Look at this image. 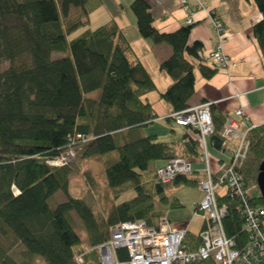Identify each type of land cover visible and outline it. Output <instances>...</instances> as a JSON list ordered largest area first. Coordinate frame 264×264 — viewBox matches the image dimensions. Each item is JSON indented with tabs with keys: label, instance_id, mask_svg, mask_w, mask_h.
Masks as SVG:
<instances>
[{
	"label": "trees",
	"instance_id": "16d2710c",
	"mask_svg": "<svg viewBox=\"0 0 264 264\" xmlns=\"http://www.w3.org/2000/svg\"><path fill=\"white\" fill-rule=\"evenodd\" d=\"M253 1L264 17V0ZM102 6V0H0V64L3 60L10 63L0 72V222L28 253L44 257L48 264H78L79 255L83 264H101L96 246L109 240L111 227L117 223L138 219L157 227L166 218L165 207L183 206L165 193L164 184L156 182L157 166L178 156L194 159L200 155V140L193 135L197 131L188 126L175 141L159 140L155 134L121 146L115 142L123 130L154 123L157 115L146 95L158 86L114 20L96 29L88 27L69 40L88 26L90 15ZM130 9L145 39L171 46L173 55L160 68L173 83L159 97L174 112L186 110L196 85L192 60L200 63L205 78L215 74L203 65L202 43L189 45L192 25L160 32L145 0H133ZM253 35L264 57V19L253 27ZM55 52L65 56L52 59ZM99 91L95 98L94 92ZM227 118L219 125L214 122L211 142L215 148L220 147L218 133ZM80 134L91 140L81 145ZM248 136L251 147L243 173L246 183L256 184L257 189L264 161V125L252 127ZM72 145L81 146L83 157L119 152V159L106 168L111 196L114 200L128 192L136 196L113 205L106 230L99 228L84 198L70 194L69 165L48 164ZM179 180L198 185L186 177L175 179ZM61 190L68 199L50 208L51 196ZM252 200L264 205L261 194ZM220 201L229 205L224 223L226 233L233 236L244 224L240 202L228 197ZM73 211L89 231V249L76 248L82 240ZM185 243L197 247L198 236L189 232ZM118 256L127 259V251L119 249ZM1 263L19 264L7 254Z\"/></svg>",
	"mask_w": 264,
	"mask_h": 264
},
{
	"label": "built area",
	"instance_id": "2783aa9c",
	"mask_svg": "<svg viewBox=\"0 0 264 264\" xmlns=\"http://www.w3.org/2000/svg\"><path fill=\"white\" fill-rule=\"evenodd\" d=\"M179 2L188 11V25L193 24L196 10L211 12L205 0H198L192 5L188 0ZM212 19L219 43L208 55H204L202 50L199 55L211 58L218 67L227 69L231 61L223 51L226 28L217 17ZM213 104L212 101L202 102L170 115L178 125L197 131L200 140L197 159L202 162L203 168L196 170L193 160L178 156L155 170L156 182L164 185L181 176L189 178L200 171L205 175L198 183L204 196L194 204L195 215L203 218L202 229L195 233L199 239L198 246L190 248L185 243L190 232L189 222L172 224L167 218H162L155 227L143 220H127L111 227L109 240L96 246L101 264H199L204 261H212L213 264H264V205L253 202L249 192L256 188V184H247L243 173L251 147L248 134L255 125L248 123L249 115L242 107L235 110L240 120L232 116L227 118L218 133L222 141L217 149L223 157H220L214 169L209 148L210 138L215 133L211 113ZM77 137L81 139V145L91 140L82 134ZM186 139L189 140L188 137ZM79 148V145L66 148L59 156L49 159L48 164H68ZM227 197L239 200V211L244 222L241 230L233 236L226 233L224 223L229 214V205L220 201ZM119 249L127 251V259L119 258ZM76 262L83 264V255L77 256Z\"/></svg>",
	"mask_w": 264,
	"mask_h": 264
},
{
	"label": "crops",
	"instance_id": "0c3cea01",
	"mask_svg": "<svg viewBox=\"0 0 264 264\" xmlns=\"http://www.w3.org/2000/svg\"><path fill=\"white\" fill-rule=\"evenodd\" d=\"M132 1L116 0V5L113 4L114 9L111 10L110 4L102 0L103 6L93 12L89 19L93 20V17L96 16V18H104L107 21L114 20L119 24L133 46L136 55L145 65L149 76L154 79L156 86H158L157 91L146 95L157 115L154 122H157L175 113L166 102L161 104L162 100L159 97V92H164L173 83L172 78L160 68L162 61L173 55L172 48L166 43H153L152 40L145 39L139 33L134 13L131 16L130 12L126 11V7L130 8ZM145 1L150 5L149 11H151L160 32H172L183 25H188L186 21L189 15L188 11L180 6L179 0ZM188 1L191 5L198 2V0ZM205 5L211 12L203 9L193 13L194 22L188 38L189 45L192 46L197 41L201 42L202 52L204 55H208L209 51L219 43L217 30H215L212 19V17H217L226 28L223 51L229 57L231 65L227 69L218 67L213 59L205 57L203 65H208L215 70L213 76L205 78L201 73L200 63L197 60H192L195 66L196 85L194 96L189 101V105L212 101L214 104L211 113L215 125H219L229 116L239 119L235 115V110L242 107L245 113L249 115L248 123L250 125L262 126L264 125V57L258 41L253 35V27L261 22L264 17L253 0H205ZM178 126L184 129L182 136L187 129ZM144 127L126 129L119 133L125 132L127 136L125 139L128 141L147 136L146 132L142 130ZM193 135L198 137L195 133ZM209 148H211L212 167L215 169L221 159L220 157L223 156L213 146L211 138ZM191 160L194 162V168L199 164L201 165L200 169L203 168L199 159ZM188 222L191 226L193 222L197 223L196 231H191L190 226V233L195 234L202 229L203 218L195 215V213Z\"/></svg>",
	"mask_w": 264,
	"mask_h": 264
},
{
	"label": "rangeland",
	"instance_id": "374dc122",
	"mask_svg": "<svg viewBox=\"0 0 264 264\" xmlns=\"http://www.w3.org/2000/svg\"><path fill=\"white\" fill-rule=\"evenodd\" d=\"M105 2L110 4L111 10L112 8L114 9L113 4L116 5V0H105ZM126 11L130 12L132 16L133 12L129 7H126ZM77 13L78 11H75L74 14ZM106 22L107 19L96 18L95 16L93 17V20H90L88 26L80 28L74 34H71L69 40L76 38V36L85 31L88 27L96 29V27L103 25ZM134 31H136V28H134ZM61 56H65V54L55 52L52 54V59ZM9 65V61L3 60L0 64V72L7 69ZM99 94L100 91L94 92V97L97 98V95ZM164 103L165 102L161 101V104ZM142 130L143 132L145 131L147 135L157 134L159 140L175 141L181 136L184 129L179 127L174 120L171 122L163 119L145 126ZM126 137L125 132L119 133L115 136V142H117L118 146H121L126 142ZM79 150L80 148L76 150V156L71 157L68 163L70 194L75 197L84 198L87 205L93 211L94 216L98 221L99 228L105 229V221L111 210L114 208L113 205L123 202L126 199L133 198L135 194L134 192H128L118 200H114L113 196H111L107 181L106 168L110 165H114L119 159V152L117 149L102 155H93L92 157H83L82 154L79 153ZM159 163L160 162H157L156 164L158 165ZM152 166H155V164ZM200 167L201 165L199 164V166H196L195 168L200 169ZM204 178L205 175L202 172H196L194 175L189 176V179L196 183H200ZM250 185L254 184L250 183ZM15 193H17L16 190ZM165 193H167L171 199L177 198L183 204L180 208L165 207L166 218L172 224H181L190 221L194 214V204L201 201L204 196L203 191H200L197 184L186 185L181 180H172L165 185ZM249 193L251 196L261 194L260 189L258 188L254 190L251 189ZM67 199L66 193L61 190L51 196L49 206L50 208H54ZM71 215L72 219H74L75 229H77L80 239L82 240L76 248L80 247L84 250L89 249L91 247V236L89 235L88 229H86L82 220L78 218L74 211ZM196 229L197 223L193 222L191 231H196ZM6 254L19 264H48L44 257L42 258L41 256L28 253L25 245L20 243L15 235L10 230L4 228L2 222H0V264H3L1 261L5 258Z\"/></svg>",
	"mask_w": 264,
	"mask_h": 264
},
{
	"label": "water",
	"instance_id": "95a60500",
	"mask_svg": "<svg viewBox=\"0 0 264 264\" xmlns=\"http://www.w3.org/2000/svg\"><path fill=\"white\" fill-rule=\"evenodd\" d=\"M260 171L257 175V186L260 189L261 197L264 199V161L260 164Z\"/></svg>",
	"mask_w": 264,
	"mask_h": 264
}]
</instances>
